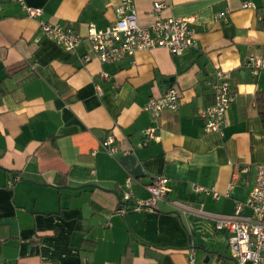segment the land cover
<instances>
[{
  "label": "crops",
  "instance_id": "1",
  "mask_svg": "<svg viewBox=\"0 0 264 264\" xmlns=\"http://www.w3.org/2000/svg\"><path fill=\"white\" fill-rule=\"evenodd\" d=\"M25 2L42 13L0 0V264H189L192 248L204 257L199 263L234 264L228 233L210 214L233 213L264 163L255 104L264 67L255 73L248 63L264 58V0H135L142 24L196 16V44L112 63L101 62L86 38L66 49L41 22L83 33L89 23L103 28L120 0ZM219 68L232 72L235 99L221 131L208 132L199 111L212 101L207 80ZM170 86L181 106L163 109L160 139L144 143L152 123L144 106ZM108 134L114 155L101 145ZM240 167L249 170L235 179ZM157 175L169 178L167 200L134 207Z\"/></svg>",
  "mask_w": 264,
  "mask_h": 264
},
{
  "label": "built area",
  "instance_id": "2",
  "mask_svg": "<svg viewBox=\"0 0 264 264\" xmlns=\"http://www.w3.org/2000/svg\"><path fill=\"white\" fill-rule=\"evenodd\" d=\"M22 4L30 16L42 13V8L28 5L25 0H15ZM155 10L160 11L163 2H155ZM249 5V3H248ZM1 10V7H0ZM196 16H158L150 24L139 22L135 0H120L116 9V19L106 27H98L94 23L87 25L83 33L71 25L53 22H41L45 35L63 45L68 50H74L83 38H86L96 55L103 63L118 62L126 57L133 58L137 51L155 47H166L172 53L180 54L196 44ZM89 55L85 60H89ZM255 73L264 67V58L251 56L248 61ZM103 77H110L108 72H101ZM212 90V101L200 109L199 114L204 119L205 130L221 131L227 123V112L235 99L232 85V72L219 68L213 78L207 80ZM100 89V87H99ZM182 100L179 90L170 86L163 94L151 97L144 109L149 111L152 123L143 130L146 143L149 140H159L158 118L163 109L177 110ZM101 145L114 155L119 151L116 138L108 134L101 141ZM248 167L236 168L233 177L236 179L240 171H248ZM128 186L132 184V177L126 180ZM149 197L138 200L136 208L157 209L159 204L167 200L171 190L169 178L165 175L154 176L146 184ZM197 190L206 187L197 185ZM218 196L217 192H214ZM130 200L132 194L127 191L122 196ZM249 211L245 212L244 209ZM122 211V209H120ZM216 229L228 233L229 245L232 248L234 264H264V163L257 164L256 179L245 201H238L233 213L210 214ZM189 264H206L197 261L196 252L192 248L189 252Z\"/></svg>",
  "mask_w": 264,
  "mask_h": 264
},
{
  "label": "trees",
  "instance_id": "3",
  "mask_svg": "<svg viewBox=\"0 0 264 264\" xmlns=\"http://www.w3.org/2000/svg\"><path fill=\"white\" fill-rule=\"evenodd\" d=\"M261 28L264 29V14H263V19L261 20ZM255 104L257 107V110L259 112V117L261 119V122L264 126V89L258 90L256 93V99H255ZM85 246H90L93 244V242L90 241H85ZM128 257V253H127Z\"/></svg>",
  "mask_w": 264,
  "mask_h": 264
},
{
  "label": "rangeland",
  "instance_id": "4",
  "mask_svg": "<svg viewBox=\"0 0 264 264\" xmlns=\"http://www.w3.org/2000/svg\"><path fill=\"white\" fill-rule=\"evenodd\" d=\"M154 7H155V5H154ZM154 21H155V20H154ZM154 21H153V22H154ZM151 23H152V22H151ZM228 252H229L230 254H232V248H231V247H230V249L228 250ZM196 256H197V255H196ZM198 257H199V259H200L199 261H203L202 258H204V257H203L201 254H198L197 258H198Z\"/></svg>",
  "mask_w": 264,
  "mask_h": 264
},
{
  "label": "water",
  "instance_id": "5",
  "mask_svg": "<svg viewBox=\"0 0 264 264\" xmlns=\"http://www.w3.org/2000/svg\"><path fill=\"white\" fill-rule=\"evenodd\" d=\"M208 260L206 259L205 262H207Z\"/></svg>",
  "mask_w": 264,
  "mask_h": 264
}]
</instances>
